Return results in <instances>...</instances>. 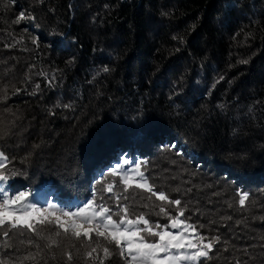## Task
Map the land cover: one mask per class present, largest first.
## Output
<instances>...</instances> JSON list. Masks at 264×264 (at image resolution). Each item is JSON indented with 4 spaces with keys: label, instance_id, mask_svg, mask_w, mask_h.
I'll list each match as a JSON object with an SVG mask.
<instances>
[{
    "label": "trees",
    "instance_id": "16d2710c",
    "mask_svg": "<svg viewBox=\"0 0 264 264\" xmlns=\"http://www.w3.org/2000/svg\"><path fill=\"white\" fill-rule=\"evenodd\" d=\"M9 3L0 0V150L20 173L9 190L74 209L103 187L102 173L105 185L118 181L108 169L126 155L173 199L200 209L187 213L191 222L216 221L201 232L220 235L228 251L218 244L204 264H264V0ZM21 11L31 18L14 24ZM238 190L251 194L247 211L235 203ZM242 218L246 228L234 223ZM27 238L47 243L19 237ZM72 243L61 239L23 264H99ZM17 246L9 255L36 251ZM104 264L124 261L113 250Z\"/></svg>",
    "mask_w": 264,
    "mask_h": 264
},
{
    "label": "snow or ice",
    "instance_id": "6c2138e0",
    "mask_svg": "<svg viewBox=\"0 0 264 264\" xmlns=\"http://www.w3.org/2000/svg\"><path fill=\"white\" fill-rule=\"evenodd\" d=\"M16 2L17 0H10L5 7H11ZM36 2L43 3V0ZM30 18L21 11L13 23L20 24ZM30 39L33 44L37 43L36 37ZM102 71L109 72L110 69L104 67ZM39 75L47 74L41 72ZM54 81V77L49 79V86ZM36 88L39 89L38 84ZM15 91L20 92L21 89L17 88ZM63 107L68 108L70 105ZM10 165L9 157L0 150V247L5 250L3 255H0V264H23L25 260L42 259L45 249L51 251L54 247H60L61 239L72 241V248L76 247L75 242H79L80 246L85 248L84 257L99 261V264H104V260L113 255V250L124 264H204V261L211 258V253L216 251L218 244L224 243V251H228V242L222 241L220 235L208 236L201 232V229L216 224V221L209 220L208 225L198 221L191 222L192 215L200 214V209L193 211L188 202L182 201L181 198L173 199L170 192L145 175V171L141 170V163L130 160L126 155L108 169V176L118 177V181L113 180L105 185L107 177L102 173L97 184L103 187L94 188L91 198L74 209L58 207L53 202H48L47 207H41L32 201V191H10L11 182L20 175L15 171L9 172ZM192 190L186 189L185 194ZM171 192L181 193V189L172 188ZM250 196L246 191H237L235 203L239 210L247 211L249 205L254 204ZM228 207L232 208L233 204L229 203ZM140 208L147 211H140ZM189 212L192 215H188ZM150 216L157 219L152 221ZM161 218L165 220L164 223H161ZM220 219L226 222L231 221L232 217ZM246 221L247 218H242L234 223L246 228ZM45 226L55 230L45 236L40 230ZM224 226L227 227V224ZM28 234L47 241L44 248L31 238L19 239ZM259 239L264 241V235ZM17 242L20 246H34L36 251L13 257L9 253L19 250ZM259 246L264 248V243ZM240 251L251 258L247 248ZM101 252L103 256L100 255ZM76 253L80 254V248H76ZM63 255L69 262L74 258L72 251L67 249ZM233 264H242V260L234 258Z\"/></svg>",
    "mask_w": 264,
    "mask_h": 264
},
{
    "label": "rangeland",
    "instance_id": "374dc122",
    "mask_svg": "<svg viewBox=\"0 0 264 264\" xmlns=\"http://www.w3.org/2000/svg\"><path fill=\"white\" fill-rule=\"evenodd\" d=\"M124 167H128V166H124ZM44 197L45 196H44V194L42 192H34L33 197H32V201L35 202V203H38L41 207H44L43 206L44 205V203H43L44 201L43 200L45 199ZM82 204H79V206L82 205Z\"/></svg>",
    "mask_w": 264,
    "mask_h": 264
}]
</instances>
